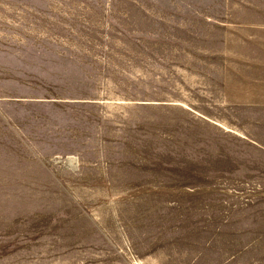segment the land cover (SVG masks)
<instances>
[{
  "label": "rangeland",
  "instance_id": "1",
  "mask_svg": "<svg viewBox=\"0 0 264 264\" xmlns=\"http://www.w3.org/2000/svg\"><path fill=\"white\" fill-rule=\"evenodd\" d=\"M0 264H264V0H0Z\"/></svg>",
  "mask_w": 264,
  "mask_h": 264
}]
</instances>
